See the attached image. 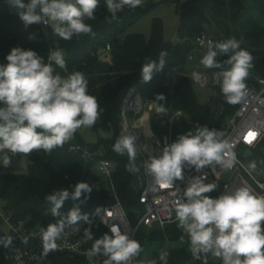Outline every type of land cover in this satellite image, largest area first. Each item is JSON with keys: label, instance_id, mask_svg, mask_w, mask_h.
I'll list each match as a JSON object with an SVG mask.
<instances>
[{"label": "clouds", "instance_id": "obj_1", "mask_svg": "<svg viewBox=\"0 0 264 264\" xmlns=\"http://www.w3.org/2000/svg\"><path fill=\"white\" fill-rule=\"evenodd\" d=\"M14 8L25 27L32 24L50 26L64 40L74 36L94 35L87 20L95 19L99 0H7ZM107 11L113 20L125 7L136 9L144 0H105ZM30 39L33 37L30 36ZM203 46V41L201 40ZM167 53L161 51L159 63L148 60L143 63L141 74L149 82L154 72L165 64ZM227 56L220 62L217 58ZM7 63L0 64V152L31 154L34 150L47 153L71 140L81 127H92L99 119L100 110L96 97L88 94V81L80 71L62 76L56 67L67 72L63 51L52 50L47 63L42 55L32 49L13 47L5 57ZM205 68H224L221 76V92L228 104L240 103L247 94L246 79L253 68V56L240 47V41L230 38L223 42H207L206 51L200 59ZM226 66V67H225ZM157 101L165 100L163 94ZM158 112H165L163 106ZM254 134V135H250ZM256 131H249L248 142L256 138ZM136 137L127 134L119 137L113 151L127 155V171L136 173ZM11 163L8 156L3 166ZM235 163L232 145L216 129L197 125L194 131L181 134L166 144L157 156L144 161L146 170L152 175L154 185L161 189H180L178 181L184 179L185 168L197 172L206 166L219 165L231 169ZM254 167V165H253ZM206 174L189 178L183 194L172 202L178 227L188 235L190 252L194 259L202 260L211 254L220 258L222 264H264V196L253 193L249 187L240 186L226 190L216 198L207 193L217 188L216 183H205ZM67 188L53 190L45 197L50 204V214L59 217L55 223L41 227L38 235L42 243V255L47 256L58 247L57 240L66 229L79 231L80 222L91 224L89 216L74 206L64 215L60 209L66 200L77 201L88 198L93 186L78 182ZM111 235L105 233L95 239L86 253L90 261L97 256L105 259L102 264H129L142 251L141 244L130 239L120 228L112 225ZM92 238L90 229H85ZM12 237L0 238V245L8 248ZM27 243V239L25 240ZM167 251L160 253L159 261L167 264ZM204 262V261H203ZM145 264H157L156 260Z\"/></svg>", "mask_w": 264, "mask_h": 264}, {"label": "trees", "instance_id": "obj_2", "mask_svg": "<svg viewBox=\"0 0 264 264\" xmlns=\"http://www.w3.org/2000/svg\"><path fill=\"white\" fill-rule=\"evenodd\" d=\"M180 2L179 11L194 15L203 13L206 22L211 28L213 42H223L230 38L240 41V47L253 56V68L246 80L258 85V77L264 76V0H188ZM25 3L28 0H24ZM153 6V3L144 2L136 9H125L117 14L113 20L107 11L105 0H99L94 20H87L93 29L94 35H83L79 38L64 40L58 37L49 26L50 37L56 41L63 51L67 72L56 67L55 71L62 76L74 71H80L88 81V94L96 97L100 116L94 130H104L107 136H99L96 141L90 142L78 131L75 138L87 144L98 155L114 161L115 170L113 179L117 193L124 207L138 205L139 193L142 187L137 185L140 170L143 169L140 160L136 157V173L127 171V155H119L113 151V145L121 137L122 92L132 84H137L144 99H154L158 106H163V114L170 116L177 109L186 111L172 126V139L175 141L179 135L194 131L197 125L220 131L226 119L236 112L238 104H228L221 92V85L216 86V94L212 103H203L198 99L194 86V79L182 73L173 80L169 79L168 71L174 67H184L192 52L197 49L193 41L178 40L167 41L163 36V26L160 19L152 25L151 36L147 39L142 33L131 32L124 41L119 40L120 34L140 19ZM212 33H210L212 35ZM33 38L30 39L29 37ZM110 44L111 50H103ZM32 49L42 55L47 61L49 45L47 35L40 24L27 27L20 20L14 8L7 0H0V64L7 63L5 57L13 47ZM206 51V47H203ZM165 51V64L161 71L154 72L149 82L142 79L141 69L143 63L155 60L159 63V54ZM220 62L227 56L217 58ZM226 67V66H225ZM211 74L222 72L224 68H207ZM163 94L165 100L157 101L156 96ZM194 125V130L191 129ZM152 125L156 132H162L155 117ZM28 171L13 172L4 169L0 164V199L4 202V210L13 219L29 218L33 227H46L55 223L59 217L50 214V204L45 197L53 190L67 188L72 190L78 182H87L93 186L88 198L82 196L80 200H66L60 212L66 215L74 206H78L82 214L98 225V213L106 204L115 201L112 188L108 180L102 176L96 165L85 160L81 154L70 150L64 143L62 147L54 148L51 153L43 150H34L26 158ZM217 184V183H216ZM208 194V193H207ZM212 198L218 197L216 188L209 193ZM178 221L165 227L149 228V239L162 238L166 235L172 239L188 238L178 226ZM7 237L6 231L0 229V238ZM145 234L139 231L136 240L143 248ZM157 264H161L159 261ZM60 264H90L83 258L71 257L68 254L55 256ZM138 256L134 257L133 264H137ZM0 264H12V257L8 248L0 245ZM213 264H222L218 258Z\"/></svg>", "mask_w": 264, "mask_h": 264}, {"label": "built area", "instance_id": "obj_3", "mask_svg": "<svg viewBox=\"0 0 264 264\" xmlns=\"http://www.w3.org/2000/svg\"><path fill=\"white\" fill-rule=\"evenodd\" d=\"M186 2L188 0H179ZM49 45V53L52 50H61L55 40L50 37L49 26L41 23ZM203 41V46L201 45ZM213 41V36L202 30L194 37V42L197 48L207 46V42ZM111 50L110 44H107L103 50L108 53ZM193 57V54L189 56ZM48 61H46L47 63ZM200 73H194V77L201 81L203 77H199ZM205 79H203L204 81ZM202 82V81H201ZM205 83V82H203ZM247 94L241 101L236 112L229 118L228 126L221 130L223 138L232 145V151L235 155V163L231 169H225L222 166L216 165L215 171L212 166H206L201 171L197 172L194 168H185L184 179L178 181L177 185L180 193L175 188L161 189L154 185L152 175L146 170L144 161L149 157L157 156L160 150L173 141L172 128L170 133L161 138L151 128L150 132L147 128L142 127L141 122L137 123L131 121L129 118L132 114H136L143 110L145 105L144 97L137 84L130 85L124 90L121 100V115L122 126L124 133L132 134L136 137L137 157L146 174V183L139 193V202L136 213L138 215L134 220H131L126 212L118 193L113 179L115 163L109 158L98 155L97 151H92L87 144L79 142L74 134L73 138L65 143L74 153L81 154L88 162L96 165L99 173L108 180V185L112 188L115 196V201L106 204L100 209L98 213V226L94 227L91 224L80 222L79 231L66 229L62 237L57 240V249L50 252L47 256L42 255V243L38 237H32L29 234L32 232L39 233L40 228L33 227L29 218L13 219L7 213H1V216L8 223L7 236L12 237V245L8 250L12 257V264H60L59 259L55 256L68 254L71 257L83 258L90 264H102L105 259L103 256H97L90 261L86 255L91 249L95 239L102 238L107 233L111 235L110 228L116 225L121 232L127 234L130 239H135L142 225L149 228L165 227L176 220L175 212L173 210L172 202L175 201L179 195L183 194V190L187 187L189 178L205 175L207 179L205 183H217L226 171H231V177L227 189L232 190L240 186L249 187L254 194L264 196V179L252 172L250 165L245 161L243 153L240 151V146H254L262 137L264 130V76L258 77V85L250 82L247 85ZM183 113L181 109L176 110L170 117L173 124L174 120ZM249 131H256L258 135L251 142H248L247 135ZM245 149V148H244ZM244 152V151H243ZM135 211V210H133ZM85 229H90L92 238H88L85 234ZM27 239V243L25 240ZM215 257L208 254L206 257ZM218 259L217 257H215ZM134 258L129 262L133 264Z\"/></svg>", "mask_w": 264, "mask_h": 264}, {"label": "rangeland", "instance_id": "obj_4", "mask_svg": "<svg viewBox=\"0 0 264 264\" xmlns=\"http://www.w3.org/2000/svg\"><path fill=\"white\" fill-rule=\"evenodd\" d=\"M144 2L153 3V6L148 10L140 19L135 23L129 26L125 31H123L119 40L122 42L125 40L126 35L131 32L142 33L147 39L151 36L152 25L156 19L162 21L163 26V36L167 41L175 40H189L193 41L196 34L202 30L212 33L210 26L206 22L203 13H196L194 15H188L181 13L179 11L180 2L177 0H144ZM214 32L212 33L213 36ZM205 53L203 48H197L192 52L193 57L188 60V63L184 67H174L168 71L169 79L175 80L178 75L185 73L194 79V86L198 94V99L203 103H212L216 94V86L221 85V72L216 71L213 74L207 70L201 63L200 59ZM200 73L201 81L194 77L195 72ZM203 79H205L203 81ZM205 82V83H203ZM246 85L249 83L248 80L245 81ZM145 105L142 111L132 114L129 118L132 122L135 120L137 123L141 122L145 127L142 121V117L147 115L149 121V127L158 134L161 138L170 133V130L173 124L170 121V116H167L161 112H158V103L154 99H144ZM178 110V109H177ZM183 113L180 116L186 115V111L181 109ZM155 117L156 122L159 124V127L162 132H156L152 125V117ZM180 116L175 120H179ZM174 120V121H175ZM229 119L227 118L221 127L220 131L228 126ZM146 128V127H145ZM191 129L194 130V125L191 124ZM78 131L85 137L87 141L93 142L98 139L99 136H107L108 133L104 130H94L92 127H81ZM126 135L124 133V128H121V136ZM244 146H240V151L243 153ZM4 156H8L11 159L9 166L4 167V169L13 171V172H27V155L22 153H11L5 150L0 152V164L3 165ZM258 157H260L258 155ZM245 158V157H244ZM251 157H246L245 161L249 164ZM252 172L259 175L262 179L264 178L263 173L259 172L258 169L252 168ZM231 171H226L220 180L217 181L218 195L222 194L228 184L231 177ZM146 183V174L143 169L140 170V175L137 180V185L143 187ZM211 196L209 193L206 194ZM212 197V196H211ZM135 210V211H133ZM137 207H126V212L131 220H134L138 215L136 213ZM4 210V202L0 199V229L7 231L8 223L1 216ZM40 228V227H38ZM145 234V243L142 248V251L138 255L137 264H145L146 261L157 260V255L167 251V264H213L217 259L215 257L210 258L202 257L200 259H194L190 252V241L188 238L172 239L167 235L162 238H153L149 239V228L145 225L140 227V230ZM204 261V262H203Z\"/></svg>", "mask_w": 264, "mask_h": 264}, {"label": "crops", "instance_id": "obj_5", "mask_svg": "<svg viewBox=\"0 0 264 264\" xmlns=\"http://www.w3.org/2000/svg\"><path fill=\"white\" fill-rule=\"evenodd\" d=\"M148 123H149V121H148ZM252 149L254 151V155L251 156L249 164L252 166V168L258 169L259 172L261 171V173H263V175H264V130H263V134H262L261 139L259 140L258 143H256L254 146H252ZM258 155L260 157H258ZM253 165H254V167H253Z\"/></svg>", "mask_w": 264, "mask_h": 264}, {"label": "water", "instance_id": "obj_6", "mask_svg": "<svg viewBox=\"0 0 264 264\" xmlns=\"http://www.w3.org/2000/svg\"><path fill=\"white\" fill-rule=\"evenodd\" d=\"M176 41L177 40H175V42ZM122 94H124V91L122 92ZM253 155H254V151H253L252 147H250V146L245 147L244 152H243V156L246 158V157H251Z\"/></svg>", "mask_w": 264, "mask_h": 264}, {"label": "bare ground", "instance_id": "obj_7", "mask_svg": "<svg viewBox=\"0 0 264 264\" xmlns=\"http://www.w3.org/2000/svg\"><path fill=\"white\" fill-rule=\"evenodd\" d=\"M142 121H143V123L145 124V127L147 128V130L150 132V127H149V123H148V117H147V115H144V116L142 117Z\"/></svg>", "mask_w": 264, "mask_h": 264}, {"label": "snow or ice", "instance_id": "obj_8", "mask_svg": "<svg viewBox=\"0 0 264 264\" xmlns=\"http://www.w3.org/2000/svg\"><path fill=\"white\" fill-rule=\"evenodd\" d=\"M250 135H254V134H250Z\"/></svg>", "mask_w": 264, "mask_h": 264}]
</instances>
